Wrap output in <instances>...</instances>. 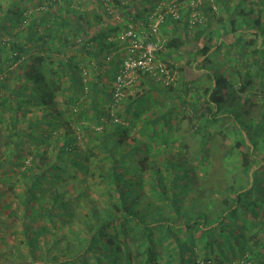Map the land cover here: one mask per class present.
Instances as JSON below:
<instances>
[{"label":"trees","instance_id":"16d2710c","mask_svg":"<svg viewBox=\"0 0 264 264\" xmlns=\"http://www.w3.org/2000/svg\"><path fill=\"white\" fill-rule=\"evenodd\" d=\"M4 1L0 245L17 224L26 254L11 264H264V0H200L192 29L167 19L159 57L191 39L202 73L177 88L140 76L157 86L126 91L115 123L107 58L118 62L117 35L159 0ZM176 102L203 138L215 126L233 139L220 185L204 139L190 159L170 134Z\"/></svg>","mask_w":264,"mask_h":264},{"label":"built area","instance_id":"2783aa9c","mask_svg":"<svg viewBox=\"0 0 264 264\" xmlns=\"http://www.w3.org/2000/svg\"><path fill=\"white\" fill-rule=\"evenodd\" d=\"M199 3L200 0H159L144 14L143 20L130 18L126 28L117 35L116 40L124 43V52L118 58L112 84L109 118L113 123L117 122L116 106L125 97V92L137 84L140 76L165 86L174 82L166 62L159 57L164 42L160 28L167 19L178 21L183 15L187 17L189 29L202 23L204 16L200 13Z\"/></svg>","mask_w":264,"mask_h":264},{"label":"rangeland","instance_id":"374dc122","mask_svg":"<svg viewBox=\"0 0 264 264\" xmlns=\"http://www.w3.org/2000/svg\"><path fill=\"white\" fill-rule=\"evenodd\" d=\"M129 3L132 2V0H128ZM84 2V1H83ZM88 3V5H90L92 7V2L90 1H86ZM237 0L232 1L231 4L234 5V3H236ZM89 6V8H91ZM88 7V6H87ZM216 15H221L220 10L217 8V10L215 11ZM236 15V13H235ZM213 17V16H211ZM210 17V18H211ZM210 22L212 23V20L210 19ZM174 36V35H173ZM230 37V36H229ZM222 40L226 39L225 37L221 38ZM233 38L229 39L232 40ZM186 50L187 53L183 54V52L179 53V54H173L172 56L166 58V63L168 64V66H172V74L175 78V83L172 84L173 88H177L179 86V83L182 81V78L185 77L187 80H190L194 77L195 74H201L202 71L200 70H195L194 66H196L197 62H198V66H199V62H200V57H198L196 59V61H194V57H193V52H194V48L196 49L197 46L195 44L192 43L191 39L188 40V43L186 45ZM227 48L225 46V48L223 47L222 50H220V58H222V56H224V54H226L227 52ZM199 60V61H198ZM171 69V67H170ZM169 69V70H170ZM199 69V68H198ZM195 70V71H193ZM223 70V68H222ZM224 72V71H223ZM115 76V75H114ZM141 77H139L138 82L135 86H133L132 88L128 89V96H133L134 94H136V92H140L142 89H146V87H156L157 85H155L156 83L149 81L148 79H141ZM141 82V83H140ZM199 93H203V89L198 88ZM148 92H150V94H148ZM147 97L148 98H153L155 99V102H157L155 104V108H161V103H163V101H159L162 99V97L154 92V91H147ZM178 93L177 91H174L172 94H176ZM171 94V96H172ZM192 96V95H191ZM190 96V97H191ZM243 97V96H242ZM186 102L188 101V99H190L189 97H186ZM149 101V99H147ZM172 100V99H171ZM203 100V99H202ZM202 100L200 101V103H202ZM148 101L145 103L146 105H148ZM151 104H154L153 101H149ZM203 104V103H202ZM178 106V107H177ZM258 107H255L254 109H257ZM189 107L186 108H182L180 107L179 102L175 103V106L173 108V112L169 118V126H170V134L177 138L180 137L181 142H180V147L184 150V152L186 153V156L190 159H192V157L195 155V149L197 148V146L199 145L198 142L200 140L204 139V146L206 148V152L208 153L209 157L212 158V163L213 166L216 170H219V173H216L214 176L210 177V181L214 182L218 185H220L221 179H224V176H221L222 172H223V161H222V154L228 150L230 147H232V142L233 139L231 137H225L226 131L223 130L221 131V128L219 127H208L206 129V135L203 138L202 134H200L199 132H196L194 130V128L192 127V125L194 124V122H189V120H191V115L189 114ZM156 110V109H155ZM4 125L3 122H0V153L3 152V147L1 146V139H2V135H4ZM222 132V133H221ZM225 133V134H223ZM85 144L82 145V148H85ZM221 171V172H220ZM10 186V183L6 182V184L4 185H0V194H4V190H7V188ZM205 187L207 188H213L212 185H206ZM12 193V198H8V201L13 202L14 200V196H15V188L12 189L11 191ZM11 197V195H9ZM214 197H217V195L215 194ZM6 198V199H7ZM1 201V200H0ZM3 201V200H2ZM15 202V201H14ZM13 232L15 233V235L13 234ZM8 228V230H6V240H8V245H6L5 247L0 245V264H11V262H16L17 261V257L19 258V256L21 257H25V249H24V244L20 243V239H21V235H20V228L17 226H15L14 230L12 229V234ZM4 253V255H2V253ZM10 255V257H9ZM4 256V257H3ZM3 257V259H2Z\"/></svg>","mask_w":264,"mask_h":264},{"label":"crops","instance_id":"0c3cea01","mask_svg":"<svg viewBox=\"0 0 264 264\" xmlns=\"http://www.w3.org/2000/svg\"><path fill=\"white\" fill-rule=\"evenodd\" d=\"M6 4L9 5V1L6 3V1H4V0L1 1V0H0V5H1L0 7H1V8H3V6H6ZM19 6H20V7H25V8H27L28 11H26V12L30 13V11H31V6L29 5V3H26V2L23 3V2H22ZM89 6H90V5H88V9H89ZM90 7H91V6H90ZM0 15H1V14H0ZM27 16H28V14H27ZM0 17H1V16H0ZM113 23H114V21H111V23L108 25V27H110V28H111V27H115ZM121 28H122V27H121ZM121 28H119V29L121 30ZM168 28H170V26H169L168 24H166V25L163 26V30L165 29V32H170V30L166 31V29H168ZM90 34H92V31H91V30H90ZM186 48H187V47H184V48L182 49L183 54H186V53H187ZM119 52H121V50L117 52V54L115 55V57H119V56H118V53H119ZM115 57H114V58H115ZM109 65L111 66V70L114 71V74H116V70H117V67H118L117 59L115 58V59H111V60H109ZM9 70H10V71H15V72H17V73H20V69L17 68V64H16V65H13Z\"/></svg>","mask_w":264,"mask_h":264}]
</instances>
